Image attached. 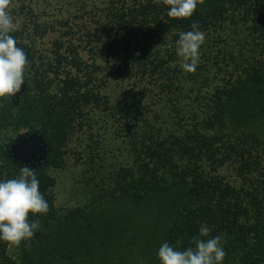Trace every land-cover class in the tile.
I'll return each mask as SVG.
<instances>
[{"label": "trees", "instance_id": "obj_1", "mask_svg": "<svg viewBox=\"0 0 264 264\" xmlns=\"http://www.w3.org/2000/svg\"><path fill=\"white\" fill-rule=\"evenodd\" d=\"M168 11L157 0H108L91 30L60 23L47 52L30 44V33L46 31L31 15L27 29L10 33L28 66L21 91L0 100V181L18 178L21 166L35 169L49 211L29 214L40 230L14 258L0 241V264H160L163 243L186 249L202 227L210 229L203 239L223 236L222 264H264V0H205L189 19ZM193 22L223 46L220 34L241 36L240 55L223 47L215 61L230 69L217 83H208L207 61L192 73L181 67L177 40ZM98 52L103 66H94ZM101 71L128 83L112 103ZM96 113L124 135L130 164L93 184L87 202L59 210L50 171L63 167L68 142L90 131ZM19 130L42 135L38 164L9 157L7 134Z\"/></svg>", "mask_w": 264, "mask_h": 264}, {"label": "rangeland", "instance_id": "obj_2", "mask_svg": "<svg viewBox=\"0 0 264 264\" xmlns=\"http://www.w3.org/2000/svg\"><path fill=\"white\" fill-rule=\"evenodd\" d=\"M107 2L108 0H11L9 12L14 22L25 26L26 29L30 26L27 20L31 15V20L40 29L46 30L41 36L30 33V44L38 51L47 52L51 42L64 29L60 23L67 22L74 33H80L85 29L91 30L96 27L92 20L97 18ZM216 36V33L206 34L200 48L199 63L207 61V65H211L208 74L209 84L221 81L223 75L227 76L225 72L230 71L228 66L218 70L214 65L215 61H220L223 47L235 57L240 55L238 41L241 36H235L230 31L220 34V38L226 43L225 46L216 39ZM80 56L87 63L90 62L87 53L83 52ZM94 58V66H103L102 52H98ZM97 74L102 80L105 79L101 93L106 95L109 103L118 99L122 91L128 87L126 81L122 82L116 76L104 78L102 71ZM185 102L188 100L185 99ZM116 130L117 128L112 126L104 114L96 113L90 131H80L70 139L63 167L50 171V176L54 180L51 194L57 209L64 210L87 202L93 184H108L112 173L119 167L130 164L128 143L124 135L119 133L121 131L117 130V134ZM22 133L23 130H19L18 135L10 132L7 136L15 140L23 135ZM220 173L228 179L233 178V172L228 167L222 168ZM8 253L14 258L17 248L9 245Z\"/></svg>", "mask_w": 264, "mask_h": 264}, {"label": "clouds", "instance_id": "obj_3", "mask_svg": "<svg viewBox=\"0 0 264 264\" xmlns=\"http://www.w3.org/2000/svg\"><path fill=\"white\" fill-rule=\"evenodd\" d=\"M168 7V16L173 19H189L198 5L205 0H157ZM11 0H0V100L11 102L21 91L28 66L26 53L17 47V41L10 33L18 30L10 15ZM191 31L181 32L177 40V54L182 60L184 71L195 72L200 61V48L205 33L199 24L193 22ZM49 211L47 201L39 191L36 170L21 166L18 178L0 181V241L18 248L23 241H30L40 230V221H29L33 216L45 215ZM210 229L202 227L199 237L192 238V245L180 250L163 243L158 250L160 264H222L225 258L222 235L208 237ZM180 244V241H177Z\"/></svg>", "mask_w": 264, "mask_h": 264}, {"label": "water", "instance_id": "obj_4", "mask_svg": "<svg viewBox=\"0 0 264 264\" xmlns=\"http://www.w3.org/2000/svg\"><path fill=\"white\" fill-rule=\"evenodd\" d=\"M7 153L12 162L33 166L44 159L46 143L42 135L35 132L23 134L9 144Z\"/></svg>", "mask_w": 264, "mask_h": 264}]
</instances>
